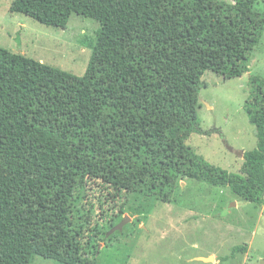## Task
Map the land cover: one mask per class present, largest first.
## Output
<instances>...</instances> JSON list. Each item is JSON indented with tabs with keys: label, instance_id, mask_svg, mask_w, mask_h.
<instances>
[{
	"label": "trees",
	"instance_id": "trees-1",
	"mask_svg": "<svg viewBox=\"0 0 264 264\" xmlns=\"http://www.w3.org/2000/svg\"><path fill=\"white\" fill-rule=\"evenodd\" d=\"M257 0H13L10 11L66 28L73 13L98 20L83 76L0 47V264L34 255L96 264L83 200L92 182L170 202L181 180L229 186L264 204V78L246 102L257 148L241 172L187 146L199 124L202 77L250 71L264 33ZM86 197V198H85ZM247 245L233 248V254Z\"/></svg>",
	"mask_w": 264,
	"mask_h": 264
},
{
	"label": "rangeland",
	"instance_id": "rangeland-1",
	"mask_svg": "<svg viewBox=\"0 0 264 264\" xmlns=\"http://www.w3.org/2000/svg\"><path fill=\"white\" fill-rule=\"evenodd\" d=\"M12 1L0 0V47L83 76L101 23L73 13L66 28L48 26L12 13ZM255 9L264 12V0H257ZM249 67V72L234 78L210 69L204 73L198 112L207 133L194 132L186 142L209 163L230 172L243 169L244 157L237 152L258 146L246 102L252 92L251 77L264 78V33ZM86 197L82 209L90 223L85 241L99 231L87 246L95 252L96 264H264V204L243 200L229 186L187 178L170 202L151 200L137 212L138 195L117 192L101 182L90 183ZM124 221L122 230L109 233ZM245 244L246 250L233 254L235 246ZM30 264L66 263L36 254Z\"/></svg>",
	"mask_w": 264,
	"mask_h": 264
},
{
	"label": "water",
	"instance_id": "water-1",
	"mask_svg": "<svg viewBox=\"0 0 264 264\" xmlns=\"http://www.w3.org/2000/svg\"><path fill=\"white\" fill-rule=\"evenodd\" d=\"M225 144H226V147H227L229 150H231V151L234 150V148H233L228 142H225ZM237 153H239L240 155H244L245 152H244V151H239V152H237ZM128 218H130V217H128ZM126 219H127V218H126ZM125 223H126V221H124V222H122V223L116 225L115 227L112 228V230H111L109 233H112V232L117 231V230H122L123 225H124ZM200 258L203 259V260H209L211 257H200Z\"/></svg>",
	"mask_w": 264,
	"mask_h": 264
}]
</instances>
